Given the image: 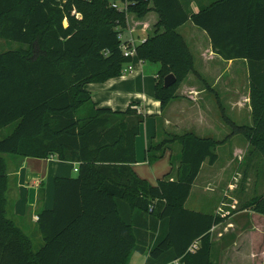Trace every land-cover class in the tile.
<instances>
[{"label": "trees", "instance_id": "trees-1", "mask_svg": "<svg viewBox=\"0 0 264 264\" xmlns=\"http://www.w3.org/2000/svg\"><path fill=\"white\" fill-rule=\"evenodd\" d=\"M189 2L129 0L127 10H119L110 0H0V39L26 45L0 52V264H130L136 252L146 254L144 264H212V229L225 217L185 205L203 164L218 161L222 141L192 131L169 133V140L148 148L147 160L154 164L179 143L177 176L170 171L151 183L133 166L145 120L139 103L119 111L99 107L86 88L123 74L132 61L119 39L127 15L144 17L154 9L156 31L136 46V54L160 64L155 97L165 109L195 70L178 32L191 20L223 59L247 60L252 124L225 119L232 134L249 143L244 191L248 171L259 159L264 166V0H210L197 12ZM171 73L178 81L166 87ZM51 155L76 162L78 171L55 178L54 207L38 215L44 245L35 249L9 217L7 156L16 163ZM171 164L174 170V157ZM245 207L264 215V192Z\"/></svg>", "mask_w": 264, "mask_h": 264}, {"label": "crops", "instance_id": "crops-1", "mask_svg": "<svg viewBox=\"0 0 264 264\" xmlns=\"http://www.w3.org/2000/svg\"><path fill=\"white\" fill-rule=\"evenodd\" d=\"M188 1H190L189 8L193 12H197L202 3H207L210 0ZM150 6L153 7L152 4ZM158 21L159 14L154 9L144 17L128 13L125 33L128 34V29L131 27L137 28L134 36L137 38L136 45H138L144 38L155 33V25ZM190 21L179 26L178 32L183 36L193 54L195 70L184 79L177 91V97L165 109L161 108L160 101L155 97L159 63L143 61L136 53L132 58L134 65L132 73L86 85L94 102L99 107H108L119 111L127 109L131 103H139L145 120L141 123L139 135L136 137V162L133 166L143 178L150 173L147 171V164L152 166L155 176L148 177L151 179L156 177V182L170 171H172L170 177L176 178L180 154L178 152L181 151V145L179 144V149H174L176 145L174 144L169 146L163 157L154 164L148 163L147 151L152 144L159 142L158 129L160 125L164 124L163 126L169 131L167 128L172 124V120H179L190 125L191 128L188 131L203 136L206 129L216 131L213 129V120H223V125H229L225 119L233 121L227 115V106L231 105L238 113L251 112L247 60L223 59L213 51L207 33L203 29L200 31L201 28L193 23L187 25ZM143 25L146 27L145 31L141 29ZM213 100L217 102L220 114L216 110ZM231 134L232 132L228 133V137ZM227 139L217 140L222 141V145H226L229 142ZM237 149L240 148H233V151ZM173 157L176 158L175 168L171 170ZM7 159L11 180L8 192L11 203L9 217L30 238L28 232L31 227L38 226L39 212L54 207L55 178L75 177L73 171L78 164L60 160L56 155L47 158L27 157L16 163L11 156H7ZM153 182L154 180L151 183ZM30 239L32 240V238Z\"/></svg>", "mask_w": 264, "mask_h": 264}, {"label": "rangeland", "instance_id": "rangeland-1", "mask_svg": "<svg viewBox=\"0 0 264 264\" xmlns=\"http://www.w3.org/2000/svg\"><path fill=\"white\" fill-rule=\"evenodd\" d=\"M192 23L190 21L187 25ZM200 31L203 30L200 29ZM25 47V44L17 41L0 39V52ZM213 103L220 114L217 102L213 100ZM227 107V115L236 124H252L251 112L238 113L231 105ZM212 123L216 131L206 129L203 137H214L220 140L228 138L229 142L226 145L219 144L220 146L216 148L219 159L214 165L209 164L208 161L204 163L185 206L188 209L216 213L225 217L224 222L212 229V264H264V215L255 212L251 207H245L246 202L255 194L264 192V185H260L264 181L262 159H259L258 167L254 168L255 171H248L250 179L246 182L244 191L239 192L243 169L248 164V161H243L250 148L248 141L242 134L233 133L228 137V133L233 132V129L227 124L223 125V120H213ZM163 125H160L158 129L159 142L169 140V133H184L191 128L190 125L179 120H172V124L167 128L169 131ZM174 144H176L174 149L180 148L179 143ZM237 147L240 149L233 151V148ZM147 171L150 173L144 178L150 182L154 180L156 183V177L154 179L148 177L155 176L153 167L147 164ZM73 175L76 176L77 172L73 171ZM256 177L259 178L257 186ZM28 234L33 240L35 249L44 245V238L38 226L31 227ZM145 258L146 254L136 252L131 264H144Z\"/></svg>", "mask_w": 264, "mask_h": 264}, {"label": "built area", "instance_id": "built-area-1", "mask_svg": "<svg viewBox=\"0 0 264 264\" xmlns=\"http://www.w3.org/2000/svg\"><path fill=\"white\" fill-rule=\"evenodd\" d=\"M120 1H122V2L120 3ZM128 3H129V0H110L111 6L115 9H119V10H127ZM141 29L143 31H145L146 30L145 25H143L141 27ZM125 30H126V28H124L122 30V32H120V34H119V39L121 41V47H122L123 55L125 57H132L133 58V56L136 53V46H137L136 45L137 38L134 36V33H136L137 28H135V27L129 28L128 34L125 33ZM146 39H147V37L144 38L141 42L145 41ZM133 71H134V65H133L132 61H130L124 65L123 74L132 73ZM75 171L76 172L78 171V166L75 168ZM197 247H198L197 244H194L191 247V250L195 251V249ZM169 264H182V263L180 262V260H174Z\"/></svg>", "mask_w": 264, "mask_h": 264}, {"label": "water", "instance_id": "water-1", "mask_svg": "<svg viewBox=\"0 0 264 264\" xmlns=\"http://www.w3.org/2000/svg\"><path fill=\"white\" fill-rule=\"evenodd\" d=\"M177 81H178L177 77L173 73H171L165 77L164 85L166 87H170L174 85L175 83H177Z\"/></svg>", "mask_w": 264, "mask_h": 264}]
</instances>
